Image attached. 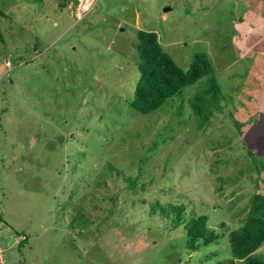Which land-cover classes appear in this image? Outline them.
I'll list each match as a JSON object with an SVG mask.
<instances>
[{"label":"rangeland","instance_id":"rangeland-1","mask_svg":"<svg viewBox=\"0 0 264 264\" xmlns=\"http://www.w3.org/2000/svg\"><path fill=\"white\" fill-rule=\"evenodd\" d=\"M50 2L31 18L39 28L58 22L45 41L18 18L30 14L23 0H0L7 264H215L252 191L264 193V0H97L74 28L65 15L73 0ZM140 29L154 30L184 70L205 53L223 97L196 117L189 99L202 77L157 110L135 113L121 93ZM108 163L120 175L101 184ZM124 176L137 177L139 191L126 189ZM168 204L209 214L218 241L186 251L185 229L160 212ZM255 253L264 258V245Z\"/></svg>","mask_w":264,"mask_h":264},{"label":"trees","instance_id":"trees-1","mask_svg":"<svg viewBox=\"0 0 264 264\" xmlns=\"http://www.w3.org/2000/svg\"><path fill=\"white\" fill-rule=\"evenodd\" d=\"M23 1L24 4L21 6V9H24L25 12H29L30 14L20 12L18 14V18L27 22V27H29L36 36L38 35V38L41 37L42 40L46 41L45 31L47 33L48 29H58V22L56 23L57 25H54V27L50 25H42V27L39 28L37 27L36 22L34 23V20L31 21V18H34L38 12L41 11V9L49 8L48 6L51 3L50 0ZM72 10L73 12L71 15L67 11L65 12V15L70 17L68 19L71 22L69 25L74 28V26L78 25L81 22L80 20H82L86 15L78 19V10L75 4L72 5ZM261 19L263 18L261 17ZM1 37L2 35L0 30V39ZM137 39V49L139 53L138 62L135 66L136 68L134 70V74H132L133 76L128 79L126 78V81H123L121 93V96H125L127 105L131 107L135 113L148 114L157 110L163 106L168 99L174 96H179L185 87L193 85L202 77H206L204 83H202V86L197 88L193 97L189 99V105H191L196 117L200 116L203 108L204 110H207L210 106H212L209 102L206 103L207 100L218 101L219 96L223 97L221 94L222 90L220 88V84L215 76L212 75L213 69L205 53H195L189 67L184 70L168 53L162 49L154 30H138ZM66 43L68 45L67 41ZM130 82L132 92H127L125 91V87L129 86L126 84ZM244 120L242 119V121H238L236 119L237 127H245L248 119L246 118ZM198 121L200 122L202 120ZM247 142L248 144L251 143L249 141H246V143ZM247 152L253 157L256 155L250 148L247 149ZM260 162V164L264 165V161L263 163L262 161ZM104 165L109 169V171L106 170L104 166V169L106 170V178H102V181L99 180L101 184H104L108 178L111 179L112 177L120 175V173H118L116 176V173L119 172V170L115 169V166H111L109 163ZM258 170L260 169L258 168ZM103 172L101 175H103ZM123 179L126 181V189L132 191L133 193L137 190L139 191L137 186V177L131 178L124 176ZM108 200L112 201L110 204L111 210L116 203V197H110ZM142 201L143 199L140 198L133 200L134 203H143ZM153 205L157 206V202L149 204L151 207H153ZM159 207L163 206L159 205ZM216 208L222 209L217 205ZM160 209L162 215H166L167 211L170 212L169 217L172 221V227L181 225L185 229V247L188 252L197 251L202 246H208L212 244V242H216V240L220 237L219 235L223 233L221 232L219 234L213 229L208 228L207 223L209 220V214L207 213L185 214L183 206L181 205L174 206L168 204L166 208ZM153 211L154 210L151 208L149 211L150 214H155ZM74 218L75 216L72 219L74 220ZM84 221L86 222V220ZM84 221L80 220L77 224L83 226L85 224ZM240 221L241 225L238 228L231 230L226 236L228 254L225 255L220 252L221 256L224 258L217 259L215 264H264V258H261L259 254L255 253L259 247L264 245V193L252 191L250 203L248 204V212L240 219ZM219 223L222 227L225 222ZM22 238H24V235ZM213 256V254L209 253L204 257V260H208L209 257Z\"/></svg>","mask_w":264,"mask_h":264},{"label":"built area","instance_id":"built-area-1","mask_svg":"<svg viewBox=\"0 0 264 264\" xmlns=\"http://www.w3.org/2000/svg\"><path fill=\"white\" fill-rule=\"evenodd\" d=\"M97 0H77V18L80 19L85 13L92 9ZM0 264H7L6 254L0 244Z\"/></svg>","mask_w":264,"mask_h":264},{"label":"clouds","instance_id":"clouds-1","mask_svg":"<svg viewBox=\"0 0 264 264\" xmlns=\"http://www.w3.org/2000/svg\"><path fill=\"white\" fill-rule=\"evenodd\" d=\"M96 3H97V2H96ZM96 3H95V4H96ZM73 4H75V6H77V0H73ZM94 6H95V5H94ZM94 6L92 7V9L94 8ZM92 9H91V10H92ZM91 10H89V11H91ZM89 11H88V12H89ZM88 12H87V13H88ZM87 13H85V14H87ZM22 237H23V236H22ZM6 258H7V255H6Z\"/></svg>","mask_w":264,"mask_h":264},{"label":"crops","instance_id":"crops-1","mask_svg":"<svg viewBox=\"0 0 264 264\" xmlns=\"http://www.w3.org/2000/svg\"><path fill=\"white\" fill-rule=\"evenodd\" d=\"M116 27V26H115ZM117 29V28H116Z\"/></svg>","mask_w":264,"mask_h":264},{"label":"bare ground","instance_id":"bare-ground-1","mask_svg":"<svg viewBox=\"0 0 264 264\" xmlns=\"http://www.w3.org/2000/svg\"><path fill=\"white\" fill-rule=\"evenodd\" d=\"M92 83V82H91Z\"/></svg>","mask_w":264,"mask_h":264}]
</instances>
